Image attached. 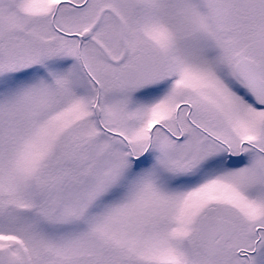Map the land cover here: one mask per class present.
<instances>
[{"label": "snow or ice", "instance_id": "snow-or-ice-1", "mask_svg": "<svg viewBox=\"0 0 264 264\" xmlns=\"http://www.w3.org/2000/svg\"><path fill=\"white\" fill-rule=\"evenodd\" d=\"M0 264H264V0H0Z\"/></svg>", "mask_w": 264, "mask_h": 264}]
</instances>
